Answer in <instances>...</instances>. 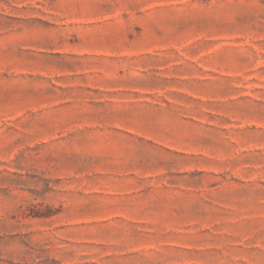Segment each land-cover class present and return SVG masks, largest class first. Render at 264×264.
<instances>
[{"label": "rangeland", "instance_id": "1", "mask_svg": "<svg viewBox=\"0 0 264 264\" xmlns=\"http://www.w3.org/2000/svg\"><path fill=\"white\" fill-rule=\"evenodd\" d=\"M0 264H264V0H0Z\"/></svg>", "mask_w": 264, "mask_h": 264}]
</instances>
